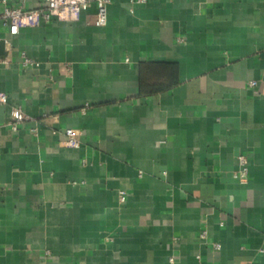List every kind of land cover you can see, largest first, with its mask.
<instances>
[{"label": "crops", "instance_id": "obj_1", "mask_svg": "<svg viewBox=\"0 0 264 264\" xmlns=\"http://www.w3.org/2000/svg\"><path fill=\"white\" fill-rule=\"evenodd\" d=\"M108 10L0 28V264H264V0Z\"/></svg>", "mask_w": 264, "mask_h": 264}, {"label": "built area", "instance_id": "obj_2", "mask_svg": "<svg viewBox=\"0 0 264 264\" xmlns=\"http://www.w3.org/2000/svg\"><path fill=\"white\" fill-rule=\"evenodd\" d=\"M24 0H0L4 5V10L0 14V28L7 27L11 35H17L22 27L36 26L43 21L48 22L52 19L60 20H75L80 17L83 12H86L93 3L97 5V14L95 25L105 26L108 23L109 5L111 0H44L43 8L27 10L21 5L15 6L14 3ZM3 39L0 38V43ZM6 42V41H4ZM24 65H34V61L24 55ZM251 87H256L257 82L251 81ZM0 103L5 105L8 103V96L0 92ZM29 117L24 112L22 107H14L12 110V120L9 122V127L14 132H18L20 124L28 121ZM68 140L67 144L71 147H79L80 132L67 129L65 132ZM239 171L234 174L235 179L245 182L248 179L249 168L248 161L245 157H239ZM125 193H121V201L125 202ZM205 236V233L202 235ZM220 249V244L216 245ZM173 260V259H172ZM171 260V261H172Z\"/></svg>", "mask_w": 264, "mask_h": 264}, {"label": "water", "instance_id": "obj_3", "mask_svg": "<svg viewBox=\"0 0 264 264\" xmlns=\"http://www.w3.org/2000/svg\"><path fill=\"white\" fill-rule=\"evenodd\" d=\"M5 42L4 40L1 41L0 47H4ZM5 123V106L0 103V126L4 125Z\"/></svg>", "mask_w": 264, "mask_h": 264}, {"label": "trees", "instance_id": "obj_4", "mask_svg": "<svg viewBox=\"0 0 264 264\" xmlns=\"http://www.w3.org/2000/svg\"><path fill=\"white\" fill-rule=\"evenodd\" d=\"M150 68H147V70H149ZM174 84V83H173ZM166 88V87H165ZM165 88H160V89H156V88H152V89H150V90H152V91H149V92H158V91H160V90H164Z\"/></svg>", "mask_w": 264, "mask_h": 264}]
</instances>
